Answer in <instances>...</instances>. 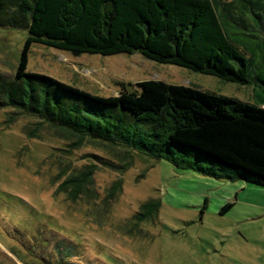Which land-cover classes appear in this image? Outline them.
<instances>
[{"label":"trees","instance_id":"1","mask_svg":"<svg viewBox=\"0 0 264 264\" xmlns=\"http://www.w3.org/2000/svg\"><path fill=\"white\" fill-rule=\"evenodd\" d=\"M0 28L27 33L13 75L0 73V109L33 117L74 148L98 143L166 161L181 173L264 188V102L158 80L131 90L119 83L116 96L103 97L27 71L36 44L74 57L137 54L224 82L256 84L262 80L252 64L264 56V0H0ZM95 171L87 165L69 174L59 192L72 201L90 196ZM120 191L118 180L109 198ZM232 206L224 204L219 214ZM160 208V199L150 198L133 220L155 221ZM73 249L58 242L56 264H76Z\"/></svg>","mask_w":264,"mask_h":264},{"label":"rangeland","instance_id":"2","mask_svg":"<svg viewBox=\"0 0 264 264\" xmlns=\"http://www.w3.org/2000/svg\"><path fill=\"white\" fill-rule=\"evenodd\" d=\"M26 37V31L0 28V73L6 77ZM252 70L262 81L239 85L137 54L74 57L36 44L27 67L103 97L116 96L119 83L131 90L158 80L261 104L264 56ZM126 155L98 143L74 148L33 117L0 109V264H56L58 242L74 248L70 261L76 264H264V188L247 185L235 199L207 195L191 190L166 161ZM87 165L96 167L93 192L72 201L58 188ZM118 180L121 191L110 199ZM150 198L162 201L157 220H133ZM225 202L234 205L220 215Z\"/></svg>","mask_w":264,"mask_h":264},{"label":"crops","instance_id":"3","mask_svg":"<svg viewBox=\"0 0 264 264\" xmlns=\"http://www.w3.org/2000/svg\"><path fill=\"white\" fill-rule=\"evenodd\" d=\"M178 176L181 181L186 182V184L190 186L191 190L197 191L199 193H204L207 195H216V196L224 195L223 197L229 199L230 198L235 199L238 192L248 189V186L241 182L230 183V182L216 181L213 179L204 178L189 173H181ZM205 199H207V203H208L209 198L205 197ZM226 203L228 202H225L224 204ZM170 204L173 207V209H175V207H183L178 204H173V203Z\"/></svg>","mask_w":264,"mask_h":264}]
</instances>
